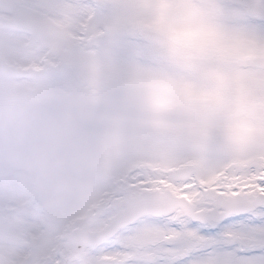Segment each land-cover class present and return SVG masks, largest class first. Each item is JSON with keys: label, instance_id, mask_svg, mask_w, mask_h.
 Listing matches in <instances>:
<instances>
[{"label": "snow or ice", "instance_id": "obj_1", "mask_svg": "<svg viewBox=\"0 0 264 264\" xmlns=\"http://www.w3.org/2000/svg\"><path fill=\"white\" fill-rule=\"evenodd\" d=\"M224 3L264 32V0ZM120 7L115 0H15L11 10L22 21L60 22L37 56L53 79L73 85L96 64L111 69L150 58L113 27ZM120 83L113 80L106 97ZM109 189L99 231L78 241L77 257L57 254L50 264H264V146L230 154L215 142L201 159L186 138L158 137L123 152Z\"/></svg>", "mask_w": 264, "mask_h": 264}, {"label": "rangeland", "instance_id": "obj_2", "mask_svg": "<svg viewBox=\"0 0 264 264\" xmlns=\"http://www.w3.org/2000/svg\"><path fill=\"white\" fill-rule=\"evenodd\" d=\"M152 1L158 5H150ZM14 2L0 0V66L4 67L0 73V173L8 177V190L0 194V202L4 201L12 211H21L22 214H34L37 211L51 217L35 249L36 255L58 233L55 241L65 247L68 254L64 257L71 260L74 257L73 249L64 238L69 237L75 228L86 227L94 232L99 231L110 191L100 192L101 187L100 191L90 196L86 193L69 194V160L62 163L59 160L63 155H69V146H77V140L81 141L84 130L64 126L59 120L65 112L77 115V119L84 118L82 122L139 126L144 131L155 127L154 122L146 118L132 120L128 118L131 113H125L118 106L146 103L168 119H174L181 113V125L169 126L167 133L170 137H176L178 143H183L185 138L190 141L192 149L200 153L201 159H206L209 146L215 143L198 139L197 130L206 122L219 128L221 140L225 137V131L232 128L228 124L229 120L236 122L238 128H264V110L216 104V100L224 97L222 86L232 79L231 73H224L223 80L218 84L216 81L210 83L192 68L190 64L193 63L168 56L139 40L137 32L140 29L164 33H167L166 30L179 29L175 23L171 24L162 17L158 7L164 0H115L121 7L113 27L135 37L151 56L144 62L111 69L96 64L90 74L73 85L53 79L48 70L41 67L40 57L37 56L39 47L46 42V31L61 27L60 22L53 18H49L48 24H42L36 18L22 21L11 10ZM187 24L198 28L195 35L201 33L196 23L184 22L190 27ZM185 44L191 48L195 45L188 41ZM153 66L165 67L166 71H162V76H154L151 71ZM115 79L121 82L119 92L108 98L106 90ZM77 89L95 95L91 103L100 106L101 111L78 109L75 104ZM37 101L49 106L34 109L33 103ZM103 105L109 107L104 110ZM96 113H100V118L93 116ZM181 133L184 135L181 136ZM115 145V148H121L120 141H115ZM241 161L237 162H246ZM98 176L87 174L82 177L91 180ZM36 186L43 187L47 195L37 196L34 192ZM94 207L95 211L92 210ZM88 214H99L100 219L94 223L93 215ZM76 217L81 222L73 225ZM31 252L25 259L29 258Z\"/></svg>", "mask_w": 264, "mask_h": 264}, {"label": "bare ground", "instance_id": "obj_3", "mask_svg": "<svg viewBox=\"0 0 264 264\" xmlns=\"http://www.w3.org/2000/svg\"><path fill=\"white\" fill-rule=\"evenodd\" d=\"M155 3L152 2V4ZM77 93L75 104L78 109L91 108L93 111H101L100 106L91 103L95 95L82 93L80 89H77ZM108 107L103 105L104 110ZM118 107L125 113H131L128 114V118L132 120L146 118L153 121L156 126L144 131L139 126L88 123L82 122L84 118L77 119V115L67 112L59 120L69 129L84 130L80 136L81 141L77 140V146H69V155H63L59 160L60 163L69 160V194L95 192L96 186L101 188L102 184L110 181L112 172L125 150L158 137L169 136L167 128L174 124L179 126L182 123L179 116L168 119L154 110L152 105L146 103ZM93 116L100 118V113L93 114ZM261 132L262 130L244 131L234 128L227 131L226 139L220 141L219 144L225 153L244 154V150L240 148L252 150L253 147L257 148L261 145L259 143ZM239 136L244 144L240 148L233 144L234 138ZM115 141L121 142V148H115ZM74 163L76 166H73ZM87 174L89 176L99 174V177L91 180L82 177ZM6 176L7 174L0 173V194L8 190V177ZM20 213L21 211H12L4 201L0 202V264H24V256L28 249L37 242L45 227L50 223V219L45 214L37 211L34 214ZM57 254L66 256L67 252L62 244L52 241L42 248V253L36 256L34 261L50 264Z\"/></svg>", "mask_w": 264, "mask_h": 264}, {"label": "flooded vegetation", "instance_id": "obj_4", "mask_svg": "<svg viewBox=\"0 0 264 264\" xmlns=\"http://www.w3.org/2000/svg\"><path fill=\"white\" fill-rule=\"evenodd\" d=\"M198 1L200 2L199 20L201 22L214 25L218 28L225 27L234 22L243 24L239 21L236 13L225 7V3L222 0ZM253 33L256 35H260L262 32L253 28ZM243 80L250 82H258L260 97L264 98V70L253 68L252 70L246 73V78Z\"/></svg>", "mask_w": 264, "mask_h": 264}, {"label": "water", "instance_id": "obj_5", "mask_svg": "<svg viewBox=\"0 0 264 264\" xmlns=\"http://www.w3.org/2000/svg\"><path fill=\"white\" fill-rule=\"evenodd\" d=\"M160 44H163V42L160 40V41H158Z\"/></svg>", "mask_w": 264, "mask_h": 264}]
</instances>
